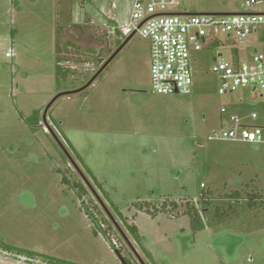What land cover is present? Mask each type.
<instances>
[{"label":"rangeland","instance_id":"1","mask_svg":"<svg viewBox=\"0 0 264 264\" xmlns=\"http://www.w3.org/2000/svg\"><path fill=\"white\" fill-rule=\"evenodd\" d=\"M243 1L192 0L186 8L241 11ZM129 5L0 0V241L74 264H122L119 252L132 264H264V144L208 140L222 125V107L264 126V95L221 96L211 72L217 54L236 48L245 61L264 44L254 36L194 53L193 92L159 95L149 41L136 35L86 87L128 39L117 25ZM35 110L38 126L28 120ZM59 169L84 184V201ZM234 191L240 199L228 196ZM249 194L258 204L249 205ZM136 202L167 207L152 215ZM190 203L205 223L197 233L185 215ZM216 208L226 213L220 223ZM0 264L50 263L0 247Z\"/></svg>","mask_w":264,"mask_h":264},{"label":"built area","instance_id":"2","mask_svg":"<svg viewBox=\"0 0 264 264\" xmlns=\"http://www.w3.org/2000/svg\"><path fill=\"white\" fill-rule=\"evenodd\" d=\"M192 0H130L128 17L117 29L125 37L136 35L150 44V80L159 95H190L193 92V54L205 48H221L224 40L242 43L257 36L264 44V0H244L241 11L195 13L186 7ZM229 56L217 54L211 72L220 81L218 93L233 95L238 89L251 97L264 95V52L241 60L238 49ZM11 56V55H9ZM221 127L209 141L264 144V126L248 124L228 109L220 110ZM224 115L227 120H224ZM252 119H257L252 114ZM204 186V185H202Z\"/></svg>","mask_w":264,"mask_h":264},{"label":"trees","instance_id":"3","mask_svg":"<svg viewBox=\"0 0 264 264\" xmlns=\"http://www.w3.org/2000/svg\"><path fill=\"white\" fill-rule=\"evenodd\" d=\"M14 34V33H13ZM12 34V35H13ZM14 36V35H13ZM40 114L41 111L40 110H35L33 111L31 117L28 119L29 122L34 125V126H38L39 125V119H40ZM58 173L62 174V183L64 185L69 186L70 188L74 189L77 193L78 198L81 201H84V196L88 194V190L87 188L84 186L83 183L81 182H74V183H70V181L68 180L67 176L65 175V173L63 171H61L60 169L57 170ZM212 196V192L211 191H207V192H203V194L200 197V200L198 203H200V206H204V205H209L210 204V197ZM230 197H235L236 199H240L241 198V194L239 191H234L233 193H231L230 195H228ZM249 199H248V203L250 206L258 204V200L257 197L255 195H250L249 194ZM263 201L260 202V204ZM84 204V202H83ZM166 203H163L161 208L159 209L157 204H154L153 202H136L134 203V205L137 207V209L139 211L142 212H147L150 213L152 215H156L160 212H164V210H166ZM94 207V206H93ZM96 208V207H94ZM171 209L175 210L178 209V205L175 202L171 203ZM84 211L88 217V219L90 220V222L99 230H101L102 232L105 233V230L102 229L101 225H100V221L99 219L96 217V215H94L91 212V209L88 205H84ZM185 215H188L190 218V223H191V228L193 230L194 233H197L199 231H202L205 229V223H204V219L201 215V210L200 208L196 205V204H191L190 203V207H187V210L185 212ZM215 216H216V222L220 223L222 221H224L226 216L225 212H220L219 208H216L215 210ZM127 228L130 232V234L136 239L139 240V233H138V228L136 225H127ZM108 239V238H107ZM109 240V239H108ZM0 247L3 248L4 250L8 251V252H12L18 255H22L25 256L29 259H36V258H40L42 260H45L46 262L50 263V264H74L71 262H67L65 260H61V259H57V258H53L50 257L48 255H44V254H40L34 251H29V250H25V249H21V248H17L8 244H5L3 242L0 241ZM120 253V252H119ZM127 264H130L128 262V260H126Z\"/></svg>","mask_w":264,"mask_h":264},{"label":"water","instance_id":"4","mask_svg":"<svg viewBox=\"0 0 264 264\" xmlns=\"http://www.w3.org/2000/svg\"><path fill=\"white\" fill-rule=\"evenodd\" d=\"M132 37H129L126 41H125V43L118 49V51L105 63V65L102 67V69L97 73V75L92 79V81L86 86V87H88V86H90L91 84H92V82L104 71V69H106L107 68V66L113 61V59L116 57V55L121 51V49L130 41V39H131ZM85 87V88H86ZM84 177V176H83ZM84 180H85V182H86V184L88 185V187L92 190V187L90 186V184H89V182L85 179V177H84ZM115 223V222H114ZM118 254V257L120 258V260H121V262H122V264H127L126 263V261H125V259L119 254V253H117Z\"/></svg>","mask_w":264,"mask_h":264},{"label":"flooded vegetation","instance_id":"5","mask_svg":"<svg viewBox=\"0 0 264 264\" xmlns=\"http://www.w3.org/2000/svg\"><path fill=\"white\" fill-rule=\"evenodd\" d=\"M130 264H132V263H130Z\"/></svg>","mask_w":264,"mask_h":264}]
</instances>
